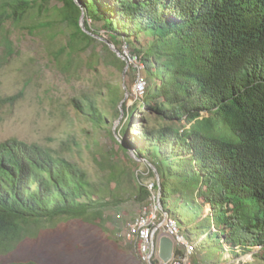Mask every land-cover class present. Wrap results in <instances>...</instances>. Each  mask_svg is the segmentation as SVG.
<instances>
[{"label": "trees", "instance_id": "trees-1", "mask_svg": "<svg viewBox=\"0 0 264 264\" xmlns=\"http://www.w3.org/2000/svg\"><path fill=\"white\" fill-rule=\"evenodd\" d=\"M78 1L0 0V65L15 53L9 27L33 8L42 19L26 28L62 37L53 52L67 71L89 48L88 67L127 65L97 34L120 51L122 44L129 45L143 71L142 96L123 100L121 87L109 83L107 96L126 108L127 120L114 129L123 144L157 172L153 188L160 190L162 210L181 224L191 219L197 230L201 219L206 222L198 243L206 264H216L224 250L260 253L264 262V0ZM82 14L88 32L80 26ZM98 42L103 53L95 49ZM19 96L2 97L0 104ZM74 102L96 125L105 122L95 97ZM134 109L142 113L137 133L128 128ZM148 118L156 125L145 123ZM137 188L139 200L150 196L147 186ZM102 197L104 190L96 189L76 162L39 143L14 137L1 141L0 253L45 223L82 219L107 229ZM206 239L215 253L206 249ZM183 252L176 246L174 257ZM150 261L159 264L153 255Z\"/></svg>", "mask_w": 264, "mask_h": 264}, {"label": "rangeland", "instance_id": "rangeland-1", "mask_svg": "<svg viewBox=\"0 0 264 264\" xmlns=\"http://www.w3.org/2000/svg\"><path fill=\"white\" fill-rule=\"evenodd\" d=\"M40 19L42 15L38 16L36 8H33L21 22L9 27L15 53L0 65V98L16 93L20 96L12 103L0 104V142L14 137L39 143L81 166L92 185L104 190L101 202L107 229L82 219L45 223L34 235L20 240L12 250L0 253V263L34 259L51 264H149L140 258L134 243L124 237V232L127 222L137 216L144 206L149 207V197L139 200L135 194L138 184L149 189L154 172L151 173V163L138 156L132 147L119 146L122 139L114 130V125L127 120L126 108H123L122 101L118 105L109 102L107 96L109 83L117 90L121 87L123 100L128 96L132 100L141 97L136 90L137 81L144 80L141 65L136 64L131 47L122 44V51H119L127 61L123 69L114 64L98 65L96 69L88 67L89 48L81 52L78 60L72 63L73 67L67 71L57 62L53 52L62 42V37L50 38L46 33L30 32L26 28ZM100 32L104 31L100 29ZM95 36L98 41L106 39L102 35ZM101 47L98 42L95 49L103 53ZM93 97L107 115L101 126L79 113L74 102H84ZM134 103L138 104L137 101ZM130 104L131 101H127V107ZM116 107H119L118 114ZM141 114L137 109L132 112L128 125L131 131L139 132L136 128L141 123ZM145 123L156 125L151 118ZM168 206L171 214L174 213L172 201ZM163 216L162 210L156 212V244L158 237L165 234ZM180 218L183 222L186 219L184 215ZM196 224L191 219L188 224L178 223L180 232L194 248L188 251L181 246L184 256L179 258L173 254L167 264H194L195 259V264H206L201 258L199 244L206 234L200 236V231H206L207 225L201 219L199 224L202 229L197 230ZM187 226L189 230L186 231ZM207 241L203 242L206 249L215 253L212 242ZM177 244L174 240L173 250ZM256 251L258 247L254 249ZM152 255L162 264L157 256V245ZM216 264L264 262L260 253L257 256L252 252L235 255L224 250Z\"/></svg>", "mask_w": 264, "mask_h": 264}, {"label": "built area", "instance_id": "built-area-1", "mask_svg": "<svg viewBox=\"0 0 264 264\" xmlns=\"http://www.w3.org/2000/svg\"><path fill=\"white\" fill-rule=\"evenodd\" d=\"M145 81L138 80L136 83V90L139 92L140 96L144 91ZM158 178L153 177V180L149 186L151 194L149 199V207L144 206L142 211L135 216L132 220L128 221L125 226L124 237L134 243V248L139 254L140 258L145 262H151V256L156 249V241L154 238V233L158 228L156 224V212L162 210L160 200L158 197L157 190L153 188V185L157 183ZM163 211V226L165 235L169 236L173 242L174 240L178 243L177 246H185L186 250H192L194 248L193 244H188L184 235L180 232V228L176 219ZM174 251V250H173ZM180 258V257H179ZM177 263H180L179 261Z\"/></svg>", "mask_w": 264, "mask_h": 264}, {"label": "water", "instance_id": "water-1", "mask_svg": "<svg viewBox=\"0 0 264 264\" xmlns=\"http://www.w3.org/2000/svg\"><path fill=\"white\" fill-rule=\"evenodd\" d=\"M75 2L80 5L78 0H75ZM80 26L82 27V29L84 31H86V29H85V27L83 25V14L80 17ZM86 32H88V31H86ZM101 39L104 40L108 44V46L119 57L124 59V56L121 54L119 49H117L112 43H109L108 41H106L104 38H101ZM114 126L116 127V124ZM152 168H153L154 176L158 178V175H157V172H156L155 168L153 166H152ZM157 193H158V197L160 198V190H159V188H157ZM173 248H174V242L169 236L164 234V235H160L158 237V239H157V256L161 260L162 264H167L170 261V259L173 256ZM149 264H154V263L153 262H149Z\"/></svg>", "mask_w": 264, "mask_h": 264}]
</instances>
